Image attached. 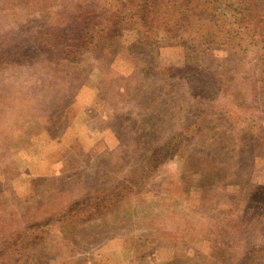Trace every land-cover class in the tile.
Returning a JSON list of instances; mask_svg holds the SVG:
<instances>
[{"label": "rangeland", "instance_id": "obj_1", "mask_svg": "<svg viewBox=\"0 0 264 264\" xmlns=\"http://www.w3.org/2000/svg\"><path fill=\"white\" fill-rule=\"evenodd\" d=\"M81 1L86 0H0V44L8 32L26 22L40 15L48 19L50 12L60 14L64 7L73 8ZM221 12L226 13L224 8ZM53 17L55 22L60 20ZM122 39L133 50L140 46L141 33L127 28ZM263 60L264 40L252 46L240 42L223 53L198 57L170 46L160 57L164 67L187 63L222 74L249 71L256 78ZM131 71L126 56L119 57L105 71L94 69L83 89L72 90L44 88L45 81L32 69L0 72V264H244L233 260L240 250H219L220 244L230 245L233 237H218L226 217L219 190L212 201L199 199L200 194L212 193L215 184L216 171L207 167L201 170L199 185L184 189L182 195L161 186L168 180L165 169L144 193L120 202L111 214L88 222L55 217L84 195L126 178L141 165L151 139L156 144L161 136L166 139L195 117L196 87L201 80L189 78L190 72L168 86L153 77L127 76ZM118 75L124 77L116 82ZM121 88H127L130 98H138L139 106L119 98ZM51 95L56 99L49 107L46 98ZM149 96H154V109L159 110L154 118L160 122L159 133L154 136L152 131L143 133L149 122L140 118L141 100ZM254 105L264 122L262 94ZM110 109L115 114L104 117ZM212 123L208 125L224 128L220 120ZM206 141H195L193 150L211 153L225 162V172L230 173L233 155L216 153V147L209 149ZM259 165L256 180L264 183V162ZM244 188L234 186L232 192L242 193ZM22 234L30 241L24 251L18 250V243L5 250L9 239ZM261 251L255 256L261 262L255 259V264L264 263ZM18 252L22 256L15 260ZM240 259L254 262L246 253Z\"/></svg>", "mask_w": 264, "mask_h": 264}, {"label": "trees", "instance_id": "obj_2", "mask_svg": "<svg viewBox=\"0 0 264 264\" xmlns=\"http://www.w3.org/2000/svg\"><path fill=\"white\" fill-rule=\"evenodd\" d=\"M55 15L59 21L52 20ZM127 28L141 33L138 48L131 50L123 44V30ZM263 40L264 0H109L106 3L86 0L73 8L64 7L60 14L50 12L48 19L40 15L8 32L0 44V72L9 68L32 69L45 81L44 88L83 89L94 69L105 71L124 56L132 63V71L127 75L130 77H153L158 84L171 86V81L183 80L181 76L190 72L189 78L201 80L196 87V114L185 128L171 132L166 139L161 136L156 144L151 139L141 165L126 178L110 188L84 195L55 217L62 220L69 216L73 222H88L111 214L120 202L144 193L165 169L168 180L161 186L182 195L184 189L199 185L201 170L207 167L216 171L215 184L212 193L200 194L199 199L212 201L213 194L219 190L226 205L223 212L226 217L222 219L225 226L218 237L233 236L231 244H220L219 250H240L233 259L237 263L255 264V259L261 262V257L255 256L264 250V183L256 180V173L260 162H264V122L254 103H258L261 94L264 99V60L256 78L249 71L222 74L214 68L203 69L187 63L164 67L160 57L161 51L170 46H179L186 54L198 57L223 53L228 46L240 42L252 46ZM122 76L118 75L115 81L123 79ZM127 92V88H121L119 98L139 106L138 98H130ZM55 99L52 95L46 98L49 107ZM152 102L153 115H150ZM155 106L154 96L141 100L140 118L149 122L143 133L152 131L153 136L160 127V122L154 119L159 114ZM42 107L45 105L39 106ZM114 114L110 109L104 117ZM215 120L224 122V128L208 125ZM200 139H207L206 146L216 147V153L225 151L233 155L230 173L225 172L222 165L225 162H219L211 153L203 155L198 149L193 150L192 145ZM169 166L173 169H168ZM234 186L245 188L236 194L232 192ZM29 242L28 235L22 234L16 240L9 239L3 247L10 250L18 243V250L24 251ZM244 253L254 257V262L240 259ZM18 254L15 260L22 256L21 252Z\"/></svg>", "mask_w": 264, "mask_h": 264}]
</instances>
